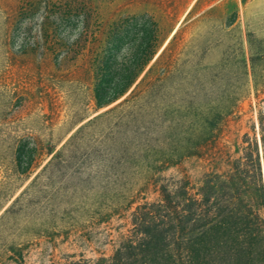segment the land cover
I'll return each mask as SVG.
<instances>
[{"label": "rangeland", "instance_id": "rangeland-1", "mask_svg": "<svg viewBox=\"0 0 264 264\" xmlns=\"http://www.w3.org/2000/svg\"><path fill=\"white\" fill-rule=\"evenodd\" d=\"M263 101L264 0H0V264L110 257L160 182L198 194L258 137Z\"/></svg>", "mask_w": 264, "mask_h": 264}, {"label": "trees", "instance_id": "trees-1", "mask_svg": "<svg viewBox=\"0 0 264 264\" xmlns=\"http://www.w3.org/2000/svg\"><path fill=\"white\" fill-rule=\"evenodd\" d=\"M153 54L147 50L139 71ZM136 77L137 72L128 74L103 103L123 94ZM95 93L105 94L99 83ZM252 130V136L243 134L235 144L234 155L209 154L206 187L198 194L188 193V182H160V199L137 205L128 236L110 257L94 264H264L262 109L257 114L258 137L254 126ZM210 137L206 146L215 145Z\"/></svg>", "mask_w": 264, "mask_h": 264}]
</instances>
